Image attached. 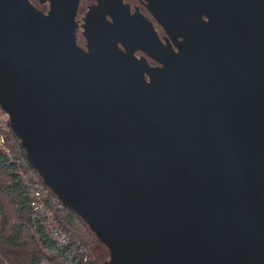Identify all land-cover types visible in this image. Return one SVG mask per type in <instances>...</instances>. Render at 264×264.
Returning a JSON list of instances; mask_svg holds the SVG:
<instances>
[{
  "label": "water",
  "instance_id": "water-1",
  "mask_svg": "<svg viewBox=\"0 0 264 264\" xmlns=\"http://www.w3.org/2000/svg\"><path fill=\"white\" fill-rule=\"evenodd\" d=\"M49 1L0 0V108L103 264H264V0H97L88 51Z\"/></svg>",
  "mask_w": 264,
  "mask_h": 264
},
{
  "label": "trees",
  "instance_id": "trees-1",
  "mask_svg": "<svg viewBox=\"0 0 264 264\" xmlns=\"http://www.w3.org/2000/svg\"><path fill=\"white\" fill-rule=\"evenodd\" d=\"M6 136L12 154L0 151V264H40L44 259L53 264H100L92 246L101 241L50 188L48 204L69 233V242L60 244L47 232L42 217L31 206L19 171L23 169L37 185L45 186L43 179L27 160L26 150L10 126Z\"/></svg>",
  "mask_w": 264,
  "mask_h": 264
},
{
  "label": "built area",
  "instance_id": "built-area-1",
  "mask_svg": "<svg viewBox=\"0 0 264 264\" xmlns=\"http://www.w3.org/2000/svg\"><path fill=\"white\" fill-rule=\"evenodd\" d=\"M7 116V115H6ZM7 127H2L0 123V151L11 156L12 147L8 144L6 130L9 127L8 118ZM19 177L28 190L30 203L34 212L42 217L44 227L51 237L60 244L69 242V233L64 229L61 222L57 219L54 210L48 204L49 189L47 186H40L34 183L29 174L20 170ZM41 264H53L48 260H43Z\"/></svg>",
  "mask_w": 264,
  "mask_h": 264
},
{
  "label": "flooded vegetation",
  "instance_id": "flooded-vegetation-1",
  "mask_svg": "<svg viewBox=\"0 0 264 264\" xmlns=\"http://www.w3.org/2000/svg\"><path fill=\"white\" fill-rule=\"evenodd\" d=\"M30 1L32 3H34L35 6H37V8H39L40 10H42L45 13H48L50 8H51V3L49 0L46 2H41L40 0H30ZM122 2L124 5L129 6V10H130L131 15L136 14L137 11L144 14L145 17L155 25L160 40L162 42L166 43L165 38L168 36L166 31L157 22V20L153 16V14L148 11V9L144 5V3H142L139 0H122ZM96 5H98L97 0H80L78 11H77V16H76V21L78 22V28L76 31L77 42H78L79 46H81L84 50H87V51H88V39H87L86 35L84 34V32H85L84 24L86 23V19L88 18V13L90 11V8L92 6H96ZM107 19L112 21V18L109 15L107 16ZM119 46H120V48H122L124 50L121 43H119ZM174 50L178 51V49L176 47H174ZM135 57L139 60L142 58H145L147 60L148 64L152 67H163V65L160 62L156 61L154 58L148 56L147 54H145L144 52H142L140 50H137L135 52ZM146 78L149 80L148 75H146Z\"/></svg>",
  "mask_w": 264,
  "mask_h": 264
},
{
  "label": "rangeland",
  "instance_id": "rangeland-1",
  "mask_svg": "<svg viewBox=\"0 0 264 264\" xmlns=\"http://www.w3.org/2000/svg\"><path fill=\"white\" fill-rule=\"evenodd\" d=\"M7 118L8 117L6 116V114H4L2 112V110L0 109V123H1V126L2 127H5V128L7 127V123H6V119ZM9 145L11 146V144H9ZM22 171H24V170L22 169ZM92 248H93L92 249V254L99 261L100 264H103L104 261H106L109 258V251H108V249L104 245H102L101 243L97 242L96 244H94L92 246ZM44 260H47V259H44ZM48 261H50V262L53 263V261H51V260H48Z\"/></svg>",
  "mask_w": 264,
  "mask_h": 264
}]
</instances>
